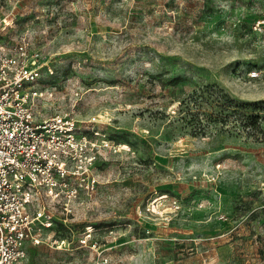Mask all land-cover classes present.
<instances>
[{
  "label": "rangeland",
  "instance_id": "374dc122",
  "mask_svg": "<svg viewBox=\"0 0 264 264\" xmlns=\"http://www.w3.org/2000/svg\"><path fill=\"white\" fill-rule=\"evenodd\" d=\"M24 40L97 159L23 264H264V0H0Z\"/></svg>",
  "mask_w": 264,
  "mask_h": 264
},
{
  "label": "built area",
  "instance_id": "2783aa9c",
  "mask_svg": "<svg viewBox=\"0 0 264 264\" xmlns=\"http://www.w3.org/2000/svg\"><path fill=\"white\" fill-rule=\"evenodd\" d=\"M29 44L0 46V264H23L30 245L69 244L57 238L56 211L73 215L97 159L77 119L38 109L43 55Z\"/></svg>",
  "mask_w": 264,
  "mask_h": 264
},
{
  "label": "trees",
  "instance_id": "16d2710c",
  "mask_svg": "<svg viewBox=\"0 0 264 264\" xmlns=\"http://www.w3.org/2000/svg\"><path fill=\"white\" fill-rule=\"evenodd\" d=\"M223 99H224V101H225L226 108H232V107L237 108V107H238L236 101L233 100V99H231L229 96L224 95V96H223ZM183 103H184V102H182L180 105H183ZM245 108H247V107H245ZM247 119L250 120V121L248 122V125L252 127V126H254L255 123H251V122H252L253 120L257 122V121L260 119V116H258V115H256V116H251V117H249V118H247Z\"/></svg>",
  "mask_w": 264,
  "mask_h": 264
}]
</instances>
